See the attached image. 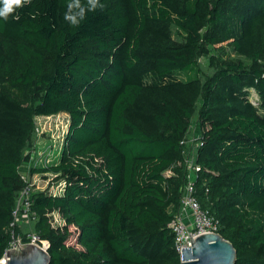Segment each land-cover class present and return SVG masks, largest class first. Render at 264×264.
Listing matches in <instances>:
<instances>
[{
  "label": "trees",
  "instance_id": "1",
  "mask_svg": "<svg viewBox=\"0 0 264 264\" xmlns=\"http://www.w3.org/2000/svg\"><path fill=\"white\" fill-rule=\"evenodd\" d=\"M69 2L29 0L0 17V259L35 118L64 114L60 155L30 172L64 182L60 196L32 195L50 264H180L168 226L196 114L199 206L235 264H264V0H79L77 25ZM214 33L249 65L203 76Z\"/></svg>",
  "mask_w": 264,
  "mask_h": 264
},
{
  "label": "rangeland",
  "instance_id": "2",
  "mask_svg": "<svg viewBox=\"0 0 264 264\" xmlns=\"http://www.w3.org/2000/svg\"><path fill=\"white\" fill-rule=\"evenodd\" d=\"M207 30H204L202 35H204ZM209 33H213L212 29L209 30ZM172 35L174 41L180 42V38L175 29H172ZM214 38L218 41L214 44L203 46L206 52L198 58V65L203 76L211 77L215 73L217 65L227 62H241L244 66L249 65V62L246 59L234 53L232 47L229 45V41L220 40V36L216 33H214ZM250 93L251 99H253L254 93L252 91ZM68 125V116L64 114L48 118H35L34 132L24 150L25 160L19 168V174L22 181L32 185L35 192L44 191L54 196H60L63 193L64 182L55 181L54 178L56 176L53 174L32 175L30 172L32 169H41L52 165H49L50 162L44 165V160L56 158V156L62 151ZM199 135L200 132L197 123V115L195 114L191 119L185 134V158L191 162H194L195 159V148L197 147L196 141ZM20 191L21 189L17 192L15 199L18 198ZM50 221L51 226L53 227H61L64 224V221L57 213L51 214ZM29 224L32 226L34 225V223ZM29 231H33V229L31 228ZM25 232H28V230Z\"/></svg>",
  "mask_w": 264,
  "mask_h": 264
},
{
  "label": "built area",
  "instance_id": "3",
  "mask_svg": "<svg viewBox=\"0 0 264 264\" xmlns=\"http://www.w3.org/2000/svg\"><path fill=\"white\" fill-rule=\"evenodd\" d=\"M181 144L185 147V140L181 142ZM185 152L186 148H184V161L186 163L187 179L181 191L178 213L173 217L168 226L173 236L174 250L178 254L180 263L182 262V249L190 248L191 246L189 235L195 239L203 234H219L218 222L211 218L206 211L201 209L196 199L194 183L198 167L195 165V161L191 162L185 158ZM59 155L60 153L58 156ZM58 156H56V158ZM56 158L44 160V165L48 162H50L49 165H51ZM34 193L35 191L32 185L25 183L18 198L15 199L14 207L11 212L12 222L10 224V240L0 259V264H6V253L15 250L16 244H19L20 246L33 245L45 251H47L49 247V243L46 240L41 239L39 233L34 230L20 233H16L13 230L21 220H24L27 223H34L36 221V216L31 211L32 195Z\"/></svg>",
  "mask_w": 264,
  "mask_h": 264
},
{
  "label": "water",
  "instance_id": "4",
  "mask_svg": "<svg viewBox=\"0 0 264 264\" xmlns=\"http://www.w3.org/2000/svg\"><path fill=\"white\" fill-rule=\"evenodd\" d=\"M189 237L191 246L182 249L180 264H235V249L219 234H203L195 239ZM6 258V264H50L47 251L33 245L16 244V249L8 251Z\"/></svg>",
  "mask_w": 264,
  "mask_h": 264
},
{
  "label": "clouds",
  "instance_id": "5",
  "mask_svg": "<svg viewBox=\"0 0 264 264\" xmlns=\"http://www.w3.org/2000/svg\"><path fill=\"white\" fill-rule=\"evenodd\" d=\"M29 0H0V17L5 20L8 19L9 14L13 13L16 8L22 6V4L28 3ZM99 4V0H89V10L95 9ZM99 7L103 8L102 4ZM73 8H77L78 11H73ZM85 16V8L79 3V0H71L68 4V11L65 13V20L70 22L72 25H77ZM16 18V17H13Z\"/></svg>",
  "mask_w": 264,
  "mask_h": 264
},
{
  "label": "crops",
  "instance_id": "6",
  "mask_svg": "<svg viewBox=\"0 0 264 264\" xmlns=\"http://www.w3.org/2000/svg\"><path fill=\"white\" fill-rule=\"evenodd\" d=\"M34 225H30L29 223L25 222L24 220H21L20 222H18V228L20 230V232H25V231H29L31 228L33 229Z\"/></svg>",
  "mask_w": 264,
  "mask_h": 264
}]
</instances>
